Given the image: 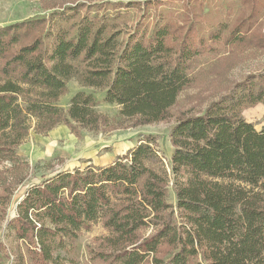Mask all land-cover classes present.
I'll return each instance as SVG.
<instances>
[{"label":"trees","instance_id":"trees-1","mask_svg":"<svg viewBox=\"0 0 264 264\" xmlns=\"http://www.w3.org/2000/svg\"><path fill=\"white\" fill-rule=\"evenodd\" d=\"M134 5L77 4L0 27V162L21 166L17 149L31 120L36 134L58 125L96 129L92 92L74 94L66 112L58 105L71 80L103 91L120 116L156 123L168 117L213 43L224 33V45L246 41L223 23L181 33L162 18L149 26L145 16L125 31L113 21ZM258 104L264 70L234 82L201 113L178 118L167 167L146 136L107 165L88 164L31 187L10 222L29 264H80L74 242L99 223L106 235L89 251L93 263L264 264V122L257 130L242 116ZM14 264H25L21 254Z\"/></svg>","mask_w":264,"mask_h":264},{"label":"rangeland","instance_id":"rangeland-1","mask_svg":"<svg viewBox=\"0 0 264 264\" xmlns=\"http://www.w3.org/2000/svg\"><path fill=\"white\" fill-rule=\"evenodd\" d=\"M107 2L137 4L128 10L122 9L121 15L113 21L125 31L131 30L140 17L145 16L149 26L156 18H162L174 26H182L181 33L198 23L206 28L205 32L223 23L229 30L237 28L246 41L238 46L224 45V33L218 43H213L214 50L204 54L191 69L189 85L179 94L168 117L156 123L140 124L135 119L124 118L119 115V106L104 102L103 91L83 88L75 80L69 81L58 105L66 112L74 94L80 90L92 92L99 114L97 127L71 132L67 126L58 125L46 134H36L35 122L31 120L29 134L17 149L21 166L0 162V250L4 252L0 255L3 257L0 263L14 264L15 256L21 254L25 264H29L23 242L10 231V222L16 216L17 205L31 187L59 173L83 169L88 164L107 165L146 136L154 138L155 148L167 167L173 152L169 133L176 120L201 113L234 82L264 70V0H0V27L47 18L53 10L61 11L77 4L88 6ZM242 116L259 130L264 122V105L246 108ZM172 190V184L168 183L167 199L175 205ZM105 235L100 223L89 231H81L74 242L72 256L80 264H98L90 261L89 251L97 248L96 238Z\"/></svg>","mask_w":264,"mask_h":264},{"label":"crops","instance_id":"crops-1","mask_svg":"<svg viewBox=\"0 0 264 264\" xmlns=\"http://www.w3.org/2000/svg\"><path fill=\"white\" fill-rule=\"evenodd\" d=\"M250 122V121H249Z\"/></svg>","mask_w":264,"mask_h":264}]
</instances>
